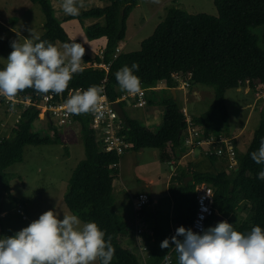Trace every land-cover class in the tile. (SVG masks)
Wrapping results in <instances>:
<instances>
[{
    "label": "trees",
    "instance_id": "16d2710c",
    "mask_svg": "<svg viewBox=\"0 0 264 264\" xmlns=\"http://www.w3.org/2000/svg\"><path fill=\"white\" fill-rule=\"evenodd\" d=\"M37 4L44 16L43 32L40 40L71 43L61 23L54 16L49 0H29ZM217 15H191L184 10L171 6L164 19L156 26L153 33L140 43V48L133 52H122L114 58L115 49L126 34L127 19L136 0H110L103 8H93L71 16L68 20L103 19V24L95 23L88 27L90 37L94 40L105 38L102 60L99 53L95 59L86 54L83 62L110 64L106 73L101 68L83 67L82 72L73 76L68 89L62 95H52L53 100H65L74 89L86 90L97 85L104 88L108 100L117 101L122 92L115 79L116 72L123 66L139 65L134 75L139 77L141 88L156 87L164 82L168 89L175 88L177 82L172 74L190 75V86L204 85L213 88V99L208 109L200 115L193 116V124L200 128L203 137L227 136L223 124L228 122L225 93L247 85L254 89L264 86V0H213ZM79 43L78 41H74ZM4 66L0 63V70ZM157 104L163 108L162 128L156 133L142 126L137 120L126 115V123L121 134L132 145L131 151L142 149L158 150V159L162 163L177 162L186 151L183 147V134L186 128L182 106L173 99L168 90L161 91ZM146 93L147 104L151 103ZM47 95H37L27 89L18 96L40 100ZM123 108L124 101H119ZM20 119L13 125L8 137H0V216L2 197L10 196V177L6 171L11 165L23 160L26 146L46 145L52 139L47 134L35 130L34 122L39 110L31 106L21 110ZM73 120L80 127L83 142L84 159L81 160L67 182L63 200L67 209L78 216L81 222H95L106 235L111 237L115 255L111 264H140L138 257L121 246L120 240L131 233L128 223L114 211L112 183L117 174L113 167L118 162L114 153L104 152L97 142L95 131L91 128L90 114L73 115ZM54 138L60 141L58 128L49 125ZM57 129V130H56ZM264 137V109L257 129L246 148L243 158L235 171L199 172L182 167L172 177L171 182L177 186L169 188V194L160 200V206L172 205V214L178 227L191 229L195 214V186L205 183L213 189V208L215 214L208 220L206 229L216 215H221L225 222L233 225L234 230L247 234L252 227L264 229V180L257 179V174L264 170V164L258 165L250 153L258 150L260 139ZM212 161L216 159L209 158ZM189 166V165H188ZM186 177L191 181L184 184ZM11 201H13L10 196ZM150 204L152 201H149ZM247 210L246 217L240 222L232 221L235 214ZM155 207H144L141 216L155 219L153 240L143 235L150 249V264H160L170 253L171 264H178V256L173 245L162 249L160 244L168 239L169 215L165 216ZM176 232V231H175ZM182 239V237H177Z\"/></svg>",
    "mask_w": 264,
    "mask_h": 264
},
{
    "label": "rangeland",
    "instance_id": "374dc122",
    "mask_svg": "<svg viewBox=\"0 0 264 264\" xmlns=\"http://www.w3.org/2000/svg\"><path fill=\"white\" fill-rule=\"evenodd\" d=\"M49 1L54 16L61 23L71 42L78 41L85 51H91L96 56L99 52L95 53L94 50L104 47L105 38L94 40L87 29L95 23L103 24L104 20L84 19L81 23L77 20L67 21L71 16L65 15L62 11L61 0ZM136 2L137 6L133 8L127 19L125 38L117 46L122 52L139 50L141 41L153 33L171 6L178 7L191 15H217L213 0H160L159 4H153L150 0H136ZM109 4L110 0H84L85 6L80 12L103 8ZM43 23L44 16L37 4L29 0H0V63L4 67L12 51L11 42L16 40L17 36L21 38L18 39L19 43H23L22 39H29L32 35L40 36L43 32ZM54 45L63 50V44L60 42ZM85 65L83 62L82 68ZM191 88L198 91L201 96L199 101L193 95L185 101L184 106L189 116L193 117L208 109L213 98V88L204 85H193ZM245 88L249 89L248 94H245ZM258 96L260 97L255 100ZM225 104L229 115L227 137L232 139L236 157L240 161L261 119V112L264 109V86L259 85L251 89L245 85L230 89L225 93ZM246 104H251L252 109L251 106L243 109ZM19 108L0 107V137H6L10 133L16 119L14 109L18 111ZM147 110L150 108L128 107L124 112L128 117L138 119L145 126L144 116ZM50 124L52 123L47 119L38 117L34 122V128L42 134H47L53 140L52 143L50 141L46 145L24 147L22 162L13 164L6 170L10 177V196L13 201L7 194L2 197L0 238L14 236L46 211L53 210L61 219L64 215L72 214L67 209L63 197L71 173L85 157L80 127L73 122L68 127L56 129L60 137V141H57L49 129ZM198 153V150H194L192 154L197 162L195 166L198 170L205 171L209 167L208 160ZM126 159V164L120 170V178L114 180L112 195L116 202L114 208L116 214L128 225L131 223L129 226L132 232L133 210L129 204L130 191L143 190L158 200L167 195L168 189L166 190L165 187L170 171L166 163L159 161L156 150L143 149L139 151L135 161L131 154L127 155ZM182 163L186 166L188 160L184 159ZM171 186H173L172 182L169 187ZM246 215L245 208L238 211L232 221L240 222ZM83 224L81 222V226ZM120 244L135 253L134 241L129 236L121 238Z\"/></svg>",
    "mask_w": 264,
    "mask_h": 264
},
{
    "label": "clouds",
    "instance_id": "9594fccd",
    "mask_svg": "<svg viewBox=\"0 0 264 264\" xmlns=\"http://www.w3.org/2000/svg\"><path fill=\"white\" fill-rule=\"evenodd\" d=\"M159 4L160 0H150ZM84 0H61L65 15L78 16ZM12 41V51L0 70V97L14 100L19 93L32 89L37 95H62L73 76L82 72L85 48L81 43H64L58 49L52 42L40 40L32 35L29 39ZM139 65H125L115 74L122 92L139 95L142 92L139 77L134 71ZM101 86L92 85L86 90L74 89L64 102L66 113L81 115L94 113L102 115L100 101ZM14 107V106H13ZM250 158L258 165L264 164V137L259 148L250 153ZM264 180V170L257 174ZM95 222L81 221L75 214L58 215L49 210L21 229L14 236L0 238V264H111L115 249L111 237ZM182 237V239H177ZM173 245L178 256V264H264V229L252 227L247 234L234 230L225 221L215 227L194 233L183 226L175 235L161 242L162 249ZM171 264L170 257H164Z\"/></svg>",
    "mask_w": 264,
    "mask_h": 264
},
{
    "label": "built area",
    "instance_id": "2783aa9c",
    "mask_svg": "<svg viewBox=\"0 0 264 264\" xmlns=\"http://www.w3.org/2000/svg\"><path fill=\"white\" fill-rule=\"evenodd\" d=\"M122 49L117 47L115 49L114 58L121 53ZM99 57L102 60V51L99 52ZM96 58V57H95ZM94 58V59H95ZM85 67L101 68L106 73L109 70L110 64H105L102 61L99 62H88L85 63ZM171 77L177 82V87L180 89H185L190 86V75H182L174 73ZM103 88V87H102ZM104 89V88H103ZM150 88V90H154ZM148 89L142 88V92L139 95H128L123 93L122 96L115 102L124 101L129 102L134 107H145L147 105L146 93ZM72 92H69V95ZM68 95V97H69ZM106 97L105 92L102 93ZM67 97V98H68ZM66 98V99H67ZM65 99V100H66ZM65 100L56 102L53 100L52 95H47L42 97L40 100H32L31 98H21L17 97L8 101L3 97H0V107L6 106L9 109H13L16 106L20 107L16 113L15 123L20 119L21 110L35 106L39 110L38 117L47 119L57 128H65L73 124V115L66 113L64 107ZM108 98L100 101V111L102 115L89 113L91 117V128L95 131L97 142L100 148L106 153H114L118 159L126 152L131 150L132 145L128 143L124 136L121 134L123 130L124 122L119 118L113 103ZM14 106V107H13ZM182 114L185 118L186 128L183 134V147L187 151L198 150L202 152L206 157L216 159L220 162L221 170L225 173H230L235 171L238 167V159L236 157V152L234 145L232 144V139L219 135L218 137L209 136L203 137L200 128L196 127L191 117L188 114L186 108H182ZM119 166V160L113 165L115 169ZM195 214L191 224V230L194 233H200L202 229H206L208 220L215 214L213 208V189L211 186L201 183L195 187ZM134 203V213L135 216H140L143 208L148 204V197L145 194H140L133 201ZM142 230H137L138 234H141ZM141 250L145 251L147 248L145 246L140 247ZM170 257V254L167 255ZM148 256H146L147 258ZM140 264H150L146 262L145 257L140 255ZM160 264H166L165 259L161 261Z\"/></svg>",
    "mask_w": 264,
    "mask_h": 264
},
{
    "label": "crops",
    "instance_id": "0c3cea01",
    "mask_svg": "<svg viewBox=\"0 0 264 264\" xmlns=\"http://www.w3.org/2000/svg\"><path fill=\"white\" fill-rule=\"evenodd\" d=\"M164 90H168L169 93L172 95L173 99L177 100L180 103V105L182 106V108H186L184 106L185 105V101H187V99L191 95L195 96V98H196L197 101H199L201 99V96L199 95V92L196 91V90H193L192 88H189L188 87V88H185V89H180L179 87L176 86L175 88L168 89L165 86L164 82H159L156 85L155 89L152 90L153 92H148L147 93V95L149 96V98L151 100V103L149 105L147 104L145 106L147 108H150V110H147L146 111L145 116H144L145 126L143 124H141L138 121V119L132 118L134 120H137L142 126H144L145 128L149 129L153 133H156L159 129L162 128V118L161 117L163 115V108L157 104V101H158L159 95H162V92L161 91H164ZM246 91H247V93H246ZM248 92H249V89L248 88H245V94H248ZM259 97L260 96H258L255 100H257ZM154 99L156 100V102H154ZM211 102H212V100H211ZM211 102L209 103V105L211 104ZM250 106H251V109H252V105L251 104L244 105L243 106V109L244 108H249ZM128 107L140 108V107H134L129 102L126 101L125 102V105L123 107V110L124 109L126 110V108H128ZM246 121H247V119L245 120V123H246ZM223 129L225 131L228 130L227 123H224L223 124ZM9 135L10 134H8L6 137H8ZM64 141H65V137H64ZM139 151H141V150H139ZM139 151L138 152H135V157H138L139 156ZM156 151H158V150H156ZM132 152L133 151H131V150L126 151L120 157V159H119V166L117 168V174L114 177V180L117 179V178H120V176H121L120 170L123 168V166L127 162L126 156L127 155H130V154L132 155ZM193 153H194V151H187L186 150L182 154L181 158L177 162L170 161V162L166 163L168 165L169 171H170V175L167 178V184H166V187H165L166 190L168 189L167 195H164L163 197H161L160 199L157 200L151 194H148L147 192H144L143 190H140L138 192H136V191L133 192L132 190L130 191V195H129V202L130 203L129 204H130V206H131V208L133 210V229H132V232L128 236L134 241V244H133L134 245L133 247L135 248V253L134 254L138 257L139 261H140V258H139L140 255H143L145 257L146 262L149 263V259H150V249H149L147 243L144 241L143 235L144 234L145 235H148L153 240V226H155L156 220L155 219H150V218L145 219L141 215L138 216V217L135 216V213H134V203H133V201L137 198V196L140 195V194L147 195V197H148V204L145 207L151 206L152 209H155V207H156L163 214L162 216H165V214L168 213V215H169V222H168L169 223V231H168L167 238L170 240V238L175 235V231L178 228V224H177V222H175L174 216L172 214V205L170 206V208L169 207L167 208L166 206H160V200L163 199V198H165L166 196H168V194H169V188H170L169 185H170V182H171L172 177L176 174V172L179 170L180 167H182L185 170H187L188 168H191V170H196V171H199V172L221 171V165H220V162L218 160L212 161V160H210L208 157H206L200 151H199L198 154L201 157H205L208 160V166L209 167L205 171L198 170L196 168L197 166H195L197 162L192 157V154ZM158 154H159V151H158ZM184 159L188 160V163L186 164V166H184L183 163H182V161ZM176 163H177V165L175 166ZM114 180H113V183H114ZM113 183H112V192H113ZM149 183H151V181ZM122 185H123V183H122ZM172 185L173 186H177V182H174ZM150 188H152V187L150 186ZM117 190H119V189H117ZM149 201H152V203L150 204ZM115 204H116V202H115V199H114V208H115ZM129 225H131V223H129ZM139 229L142 230L141 234H138L137 233V230H139ZM142 246H145L147 248V250H145V251L141 250L140 247H142ZM168 254H170V253H168ZM146 256H148V257L146 258Z\"/></svg>",
    "mask_w": 264,
    "mask_h": 264
},
{
    "label": "water",
    "instance_id": "95a60500",
    "mask_svg": "<svg viewBox=\"0 0 264 264\" xmlns=\"http://www.w3.org/2000/svg\"><path fill=\"white\" fill-rule=\"evenodd\" d=\"M85 54L87 56H89L91 59H94L96 56L94 54H92L91 51H85ZM113 107L115 108L119 118L124 122L126 123V115L124 113V110L123 108L119 105L118 102H115L113 103ZM132 157L135 161V152L133 151L132 152ZM192 177H186L184 179V184L187 185V182L188 181H191ZM221 221H225V219L221 216V215H216L215 218L213 219V221L211 222L210 226L209 227H215L217 225V223L221 222ZM0 233H1V224H0Z\"/></svg>",
    "mask_w": 264,
    "mask_h": 264
}]
</instances>
